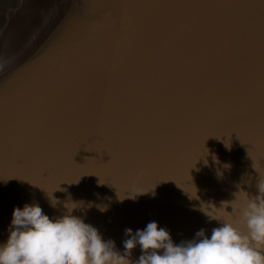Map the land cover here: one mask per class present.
<instances>
[{
	"label": "water",
	"instance_id": "1",
	"mask_svg": "<svg viewBox=\"0 0 264 264\" xmlns=\"http://www.w3.org/2000/svg\"><path fill=\"white\" fill-rule=\"evenodd\" d=\"M54 2L0 53V243L33 203L76 208L120 252L152 221L176 244L220 221L246 232L264 181V0Z\"/></svg>",
	"mask_w": 264,
	"mask_h": 264
},
{
	"label": "clouds",
	"instance_id": "2",
	"mask_svg": "<svg viewBox=\"0 0 264 264\" xmlns=\"http://www.w3.org/2000/svg\"><path fill=\"white\" fill-rule=\"evenodd\" d=\"M256 186L258 194L240 210L246 232L220 221L210 238L201 229L195 239L176 244L169 230L152 221L134 233L125 229L124 252L73 215L76 208L50 218L38 203L25 204L13 211L8 239L0 243V264H264V181ZM137 246L142 255L133 262Z\"/></svg>",
	"mask_w": 264,
	"mask_h": 264
},
{
	"label": "rangeland",
	"instance_id": "3",
	"mask_svg": "<svg viewBox=\"0 0 264 264\" xmlns=\"http://www.w3.org/2000/svg\"><path fill=\"white\" fill-rule=\"evenodd\" d=\"M30 1L27 3L26 0H0V37L2 40L0 53L6 51L11 40L21 35L23 31L27 30L28 33L34 31L31 25L37 13L41 14L44 11V15H46L52 12L55 7L54 0ZM6 57L7 54L4 59Z\"/></svg>",
	"mask_w": 264,
	"mask_h": 264
},
{
	"label": "bare ground",
	"instance_id": "4",
	"mask_svg": "<svg viewBox=\"0 0 264 264\" xmlns=\"http://www.w3.org/2000/svg\"><path fill=\"white\" fill-rule=\"evenodd\" d=\"M31 1H33V0H31ZM31 1H30V2H31ZM26 2L29 3V0H26ZM29 28H30V27H29ZM6 36H7V35H6ZM8 43H9V42H8ZM6 46H7V45H6ZM7 56H8V55H7Z\"/></svg>",
	"mask_w": 264,
	"mask_h": 264
}]
</instances>
